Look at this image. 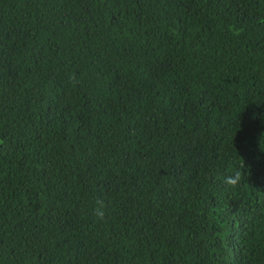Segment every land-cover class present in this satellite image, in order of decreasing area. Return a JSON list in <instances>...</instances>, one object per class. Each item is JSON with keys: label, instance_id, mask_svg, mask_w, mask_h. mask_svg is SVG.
<instances>
[{"label": "trees", "instance_id": "trees-1", "mask_svg": "<svg viewBox=\"0 0 264 264\" xmlns=\"http://www.w3.org/2000/svg\"><path fill=\"white\" fill-rule=\"evenodd\" d=\"M0 264H264V0H0Z\"/></svg>", "mask_w": 264, "mask_h": 264}, {"label": "clouds", "instance_id": "clouds-1", "mask_svg": "<svg viewBox=\"0 0 264 264\" xmlns=\"http://www.w3.org/2000/svg\"><path fill=\"white\" fill-rule=\"evenodd\" d=\"M259 115L261 114H258L257 112L253 111L249 116V120L255 121ZM241 180H242V172L240 170H236L233 172V174L226 176L223 182L225 185L231 188H235L241 183ZM94 214L100 220L104 219L105 212H104V204L102 202L98 203V206L94 209Z\"/></svg>", "mask_w": 264, "mask_h": 264}]
</instances>
